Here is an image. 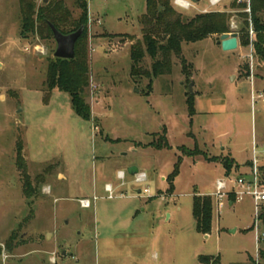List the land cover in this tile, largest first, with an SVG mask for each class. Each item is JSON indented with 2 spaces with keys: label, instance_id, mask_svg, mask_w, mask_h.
Segmentation results:
<instances>
[{
  "label": "rangeland",
  "instance_id": "rangeland-1",
  "mask_svg": "<svg viewBox=\"0 0 264 264\" xmlns=\"http://www.w3.org/2000/svg\"><path fill=\"white\" fill-rule=\"evenodd\" d=\"M56 1L78 18L77 0H0V264H51V256L57 264H202L200 255L219 256L221 264H264V236L257 240L264 226L256 229L252 198L230 205L228 195L220 206L215 196L219 179L231 185L249 171L255 147L264 178V100L252 95H264V61L255 56L252 70L250 47L223 50L222 34H213L184 43L171 74L133 77L130 47L143 36L147 0H88L84 96L94 117L86 120L67 92L54 90L45 99L54 37L20 35L26 2L38 9ZM245 1L246 8L232 7L233 0L218 6L201 0L188 10L171 4L186 18L226 12L228 32L240 37L242 12L251 13L250 0L238 3ZM152 63L146 54L144 68L152 70ZM163 129L169 147L158 148ZM20 137L32 185L27 191L16 165ZM180 158L171 193L167 178ZM227 158L240 165L230 174L222 163ZM130 165L146 171L144 183L135 182ZM195 195L213 197L208 238L196 230ZM81 197L92 207L82 208Z\"/></svg>",
  "mask_w": 264,
  "mask_h": 264
},
{
  "label": "trees",
  "instance_id": "trees-1",
  "mask_svg": "<svg viewBox=\"0 0 264 264\" xmlns=\"http://www.w3.org/2000/svg\"><path fill=\"white\" fill-rule=\"evenodd\" d=\"M233 0L232 7L246 8L248 2H239ZM81 12L78 18L71 17L68 10L63 9L61 1L54 4L41 6L38 9L31 2H26L22 8V37L29 36V33L38 32L43 36L54 37L50 23L54 24L62 33L71 34L73 31L83 28V34L75 45V56L73 59L61 57L53 58L48 65L46 79V100L54 90H62L70 95L72 106L76 113L86 120L92 119L91 105L85 99V90L90 86L89 83V50H88V22H89V1H76ZM250 12H242L244 18L241 27L242 35L239 37V44L246 47L251 45L250 31L251 26L254 28V37L252 45L254 54L259 60L264 61V0H250ZM229 15L226 12L208 11L199 13L193 17L186 18L183 14L177 12L171 0H147V9L140 18L143 32L140 40L131 45V75L136 76H153L171 74L173 72V55L182 56L183 44L197 42L206 39L213 34H223L230 31L228 24ZM124 39L125 36H122ZM129 40H134V35H126ZM55 39V37H54ZM148 54L153 59L152 70H147L142 65L145 55ZM184 71L188 64L185 58H182ZM191 66V65H190ZM188 71V70H187ZM151 81V79H150ZM153 82L149 83V90H152ZM150 94V91L146 92ZM188 113L192 117L195 114V97L193 93L187 95ZM161 135L156 146L169 147L166 129ZM24 141L20 137L16 144V165L20 170L22 177L25 179L26 191L32 187L28 173V163L25 158ZM192 155L190 151L184 152ZM180 161L178 160L175 170L167 178L170 183L169 192H174V179L180 170ZM229 158L223 160L226 173L229 174L233 164L237 167L234 159L230 162ZM251 165L252 162H248ZM30 196L29 193H27ZM231 200L235 202V196L230 193ZM193 214L196 220V230L207 235L212 233L213 224V197L209 195L194 196ZM260 224L264 226V207L261 210ZM264 257V249L260 251ZM199 261L202 264H221L219 256L200 255Z\"/></svg>",
  "mask_w": 264,
  "mask_h": 264
},
{
  "label": "built area",
  "instance_id": "built-area-1",
  "mask_svg": "<svg viewBox=\"0 0 264 264\" xmlns=\"http://www.w3.org/2000/svg\"><path fill=\"white\" fill-rule=\"evenodd\" d=\"M223 0H210L211 6H218ZM175 4L183 9L188 10L191 7L196 6L195 1L191 0H174ZM249 10V9H248ZM205 13V12H204ZM251 35H254V29H251ZM253 37L251 38V46H250V53L246 55L248 57V61L251 62L252 70L254 68V46L252 45ZM240 46V45H239ZM253 75V74H252ZM252 77V76H251ZM253 99L258 100L262 98L264 100V95L262 92H258L255 95V91L252 93ZM264 152V150H263ZM252 164L250 165L249 171L244 173V175H238L234 182L229 185L226 180L219 179L217 182V190L215 196L219 200V205L221 206V202L224 198H228V195L232 193L235 196V202H243L247 197H251L254 203V212H256V229L260 224V215L261 210L264 207V178L262 177V171L260 169V162H258V156L256 147L254 149V158L251 161ZM230 174V173H229ZM120 178L124 177V172H119ZM147 179V173L138 171L134 174V180L138 183H144ZM106 190L110 192V197L112 196L113 187L112 185H108ZM145 192H148L149 189L145 188ZM81 204L85 207H90L92 205V200L83 198L80 199ZM233 202V201H232ZM259 230V229H258ZM264 232L261 234L258 233L257 240H263Z\"/></svg>",
  "mask_w": 264,
  "mask_h": 264
},
{
  "label": "water",
  "instance_id": "water-1",
  "mask_svg": "<svg viewBox=\"0 0 264 264\" xmlns=\"http://www.w3.org/2000/svg\"><path fill=\"white\" fill-rule=\"evenodd\" d=\"M195 2H199L201 0H193ZM50 27L54 34L55 40L57 42V48L54 56L66 58V59H73L75 56V45L78 39L83 34V28H79L76 31H73L71 34H64L62 33L54 24L50 23ZM217 44L222 46L223 50L233 51L239 48V37L238 33H230L225 32L223 33L217 40ZM193 81L189 86L190 92L193 91ZM129 173L135 174L139 171L137 166L129 167ZM208 236V235H206Z\"/></svg>",
  "mask_w": 264,
  "mask_h": 264
},
{
  "label": "crops",
  "instance_id": "crops-1",
  "mask_svg": "<svg viewBox=\"0 0 264 264\" xmlns=\"http://www.w3.org/2000/svg\"><path fill=\"white\" fill-rule=\"evenodd\" d=\"M92 116H93V113H92ZM94 117V116H93ZM248 162H251L250 160H248L247 161V163ZM248 165V164H247ZM131 166H135V165H130V167ZM248 166H250V165H248ZM138 167V166H137ZM138 169H139V167H138ZM121 171H123L124 172V170H120V172ZM140 171V170H139ZM145 171V170H144ZM144 171H140V172H144ZM146 172V171H145ZM124 175H125V172H124ZM134 175V174H133ZM166 177L165 176H163V179H165ZM136 182V181H135ZM108 185H110L111 186V183H108L107 185H106V187L108 186ZM114 190V189H113ZM97 196V195H96ZM96 196H94V197H96ZM111 197H113V195L111 196ZM110 197V195H109V198H111ZM83 198H86V197H81L80 199H83ZM88 199V198H87ZM230 202V205L231 204H233L234 202H232V200H230L229 201ZM82 208H86L85 206H81ZM90 207H92V205L90 206ZM90 207H87V208H90ZM210 236V234L208 235V236H206L207 238ZM38 252H41V251H39L38 250ZM66 253V251L64 252V254ZM54 254V252H52V255ZM65 257H68V255H64ZM66 260H68V259H66ZM51 264H57V260H56V257H53V256H51L50 257V261H49ZM77 264H80V261H79V259H77ZM241 264H246V263H241Z\"/></svg>",
  "mask_w": 264,
  "mask_h": 264
}]
</instances>
